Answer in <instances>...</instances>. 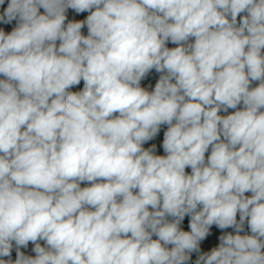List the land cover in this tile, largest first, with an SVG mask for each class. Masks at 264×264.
I'll use <instances>...</instances> for the list:
<instances>
[{"label":"clouds","instance_id":"9594fccd","mask_svg":"<svg viewBox=\"0 0 264 264\" xmlns=\"http://www.w3.org/2000/svg\"><path fill=\"white\" fill-rule=\"evenodd\" d=\"M5 4L0 264H264V0Z\"/></svg>","mask_w":264,"mask_h":264},{"label":"built area","instance_id":"2783aa9c","mask_svg":"<svg viewBox=\"0 0 264 264\" xmlns=\"http://www.w3.org/2000/svg\"><path fill=\"white\" fill-rule=\"evenodd\" d=\"M6 6H7V0H6V4L4 5V7H6ZM2 10L3 9L0 8V11H2ZM41 12H43V9H41ZM88 14L89 13L86 12V13H82V14L78 15L71 9H69L68 12H67V16H68V20L69 21L85 19ZM66 23H67V21H66ZM15 24H16L15 21H13L12 25H2V24H0V28L5 30L6 32H10L11 29L13 27H15ZM82 34L87 35V28L86 27L84 29H82ZM167 46L171 48V47H175L176 45L171 44L169 42ZM159 75L160 74L156 73L155 70H152L148 74V76L144 80L141 81V86L146 88V90H148V91H152L154 89V87H155V83L159 79ZM0 79H4V77L0 76ZM253 86H256V84L254 83ZM82 89H83V81H81V83L78 86H75V87L71 88L70 91L77 92V91H80ZM239 107H242V106H239ZM233 111H235V110L229 109L228 113L221 112L220 114L221 115H227V114H230ZM166 129H167L166 125L162 126L161 130H160V133L153 140H151L148 143H146L144 145V147L148 148L151 145L155 144L156 145V149H157L156 154L157 155H164L165 153H164L163 148H162L161 145H162V141H163V133H164V131H166ZM209 154H210V151H209V153H206V157ZM186 171H188L190 173L191 170L190 169H186ZM87 186H90V184L87 183V182L81 184L82 188L83 187H87ZM246 195H251V193H246ZM237 219H239V215L237 216ZM188 220H189V217L186 216L185 220L183 221V223L181 225L183 230H189V228H188ZM210 231H211V235L205 241L201 242V253L208 252L213 247H217L219 245V236L220 235H224V234H228V233H231L233 235L236 234L235 230L232 229V228L220 230L215 225L212 226ZM240 234L241 235L251 234L250 228L248 227L247 223L245 224L244 231L242 233H240ZM154 239H155V237H154ZM40 243L43 245L44 242L41 241ZM33 247H34V245L30 242L29 245H28V248L27 249H23L22 248L21 251H23L26 255L35 256V253L32 251ZM12 253H15V246L13 248V252ZM198 255H199V253H193L192 254V259L189 262V264H195V260L197 259Z\"/></svg>","mask_w":264,"mask_h":264},{"label":"trees","instance_id":"16d2710c","mask_svg":"<svg viewBox=\"0 0 264 264\" xmlns=\"http://www.w3.org/2000/svg\"><path fill=\"white\" fill-rule=\"evenodd\" d=\"M13 260H15V258H16V253H12V257H11ZM5 259H7V258H5Z\"/></svg>","mask_w":264,"mask_h":264}]
</instances>
